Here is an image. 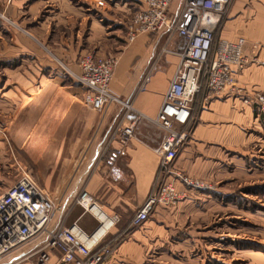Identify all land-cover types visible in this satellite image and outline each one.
I'll return each mask as SVG.
<instances>
[{"label":"crops","instance_id":"crops-1","mask_svg":"<svg viewBox=\"0 0 264 264\" xmlns=\"http://www.w3.org/2000/svg\"><path fill=\"white\" fill-rule=\"evenodd\" d=\"M47 1L0 0V7L11 13L23 4L29 6L32 2L33 8ZM127 4L119 5L120 15L113 18L123 22ZM182 4L183 0L181 7ZM241 4L238 0L231 8L232 16L221 36L230 40L241 36L246 39L264 37L260 33L264 20L254 16L261 11L264 17V0H254L239 12ZM63 5L69 8L68 14L66 10L63 12ZM179 5L180 0H173L172 14L180 11ZM105 6V3L98 5L97 0H85L81 7L72 0H58L61 11L51 16L68 21L76 14L81 17V24L91 22L93 30L94 23L101 21L98 16L109 19ZM137 6L136 1L134 12ZM93 34L90 31L88 38H93ZM167 42L166 33H146L121 54L122 61L111 88L116 95L130 101L134 110L112 105L98 111L84 102L86 89L79 82L77 87L68 89L57 79L21 78L16 81L20 95H11V89L0 95V129H5V133L0 130V152H17L21 162L18 178L29 173L54 199L59 206L55 226L78 221L86 231L95 228V218L76 202L82 191L89 192L108 213L121 216L120 223L105 241L115 247L114 256L104 264H144L148 259H160L162 256L157 254L169 243L171 225L178 216L174 206L159 205L142 226L132 225L134 215L159 181L160 156L154 147L162 135L160 127L141 119L137 135L124 147V153H117L123 148L119 136L124 126L140 114L155 118L159 113L179 62L173 52L164 54L158 50L160 44L167 46ZM72 51L76 54L80 50ZM247 52L251 55L250 43ZM83 54L82 50L80 57ZM260 57L264 59L263 51ZM238 78L245 89L260 90L264 88V65L251 59ZM32 85L37 90L29 95L26 90ZM258 119L254 107L245 104L241 97L224 95L206 100L198 94L189 123L193 136L178 156L177 167L199 177L218 173L226 163L231 164L238 144L245 141L246 128ZM3 134L7 136L6 141ZM178 188L185 187L179 183ZM51 262L64 264L59 263L57 253H52Z\"/></svg>","mask_w":264,"mask_h":264},{"label":"built area","instance_id":"built-area-1","mask_svg":"<svg viewBox=\"0 0 264 264\" xmlns=\"http://www.w3.org/2000/svg\"><path fill=\"white\" fill-rule=\"evenodd\" d=\"M232 0H183L177 14L171 13L173 0H137V9L131 21L128 36L134 41L146 33H166L176 36L173 51L179 58L174 77L165 92L163 104L155 118L140 114L121 129L119 136L123 148L137 134L141 119L156 124L162 131L154 149L160 156L159 181L144 205L132 219L134 227L148 221L159 205H177L187 196L188 187H201L199 179L188 176L179 169L176 161L192 139L189 123L193 116L198 94L204 99L224 95L245 96L238 74L252 59L259 61V44L252 43L248 54V40L241 36L235 40L220 34ZM103 6L104 1H98ZM120 57L115 54L85 55L80 63L77 81L86 89L84 102L98 111L120 105L126 111L133 106L116 95L111 88ZM249 103L247 97L244 98ZM256 102L264 107V95L258 94ZM99 152V150H97ZM181 183L185 188L179 189ZM85 213L96 220L92 231H86L78 221L68 226H55L59 206L29 173L0 194V264L10 257L37 246L39 264H50L52 253H57L59 263L104 264L110 261L115 247L105 241L121 220L118 213H108L87 191L77 198Z\"/></svg>","mask_w":264,"mask_h":264},{"label":"rangeland","instance_id":"rangeland-1","mask_svg":"<svg viewBox=\"0 0 264 264\" xmlns=\"http://www.w3.org/2000/svg\"><path fill=\"white\" fill-rule=\"evenodd\" d=\"M102 1L106 4L104 11L110 20L98 16L101 21L94 23L93 30L91 22L81 24V17L76 14L68 21L53 18L51 15L61 11L58 0H48L42 6L33 8L34 3L30 6L32 2H29V6L23 4L11 13L0 7V95L10 89L11 95H20L16 81L21 78L30 81L57 79L68 89L77 87L76 77L81 60L91 53L119 56L118 68L122 61L121 54L141 36L134 41L128 36L137 0ZM237 1L230 3L222 29L230 20L231 8ZM241 1L243 6L239 12H243L254 0ZM72 2L81 7L85 0ZM126 2V16L120 22L113 17L120 15L117 7L124 6ZM130 6L132 9H129ZM64 7L63 12L66 10L68 14L69 8ZM254 16L264 20L261 11ZM90 31L94 33L91 39L88 38ZM260 33L264 36V28ZM166 39L167 46L160 44L158 47L164 54L173 52L176 44L175 35L166 34ZM247 40L250 45L259 44L256 58L260 60H257L258 63L264 65V59L260 57V53L264 52V37ZM72 49L80 51L75 54ZM82 50L85 54L80 57ZM259 89L247 88L245 96H236L253 106L259 119L246 128L245 141L238 144L231 164L226 163L211 176L199 177L186 173L199 179L203 186L188 187L187 196L173 205L178 216L172 222L169 243L160 250L164 254L159 252L157 256H162L160 259H148L144 264H264V107L256 102L258 94L264 95V88ZM36 90L37 87L32 85L26 93L31 95ZM245 97L249 103L245 102ZM0 130L5 133L3 127ZM2 138L6 141L7 136L3 134ZM20 163L17 152H0V194L19 179ZM39 257L37 246L32 243L12 255L7 264H39Z\"/></svg>","mask_w":264,"mask_h":264}]
</instances>
